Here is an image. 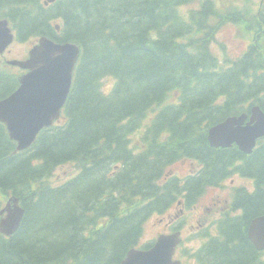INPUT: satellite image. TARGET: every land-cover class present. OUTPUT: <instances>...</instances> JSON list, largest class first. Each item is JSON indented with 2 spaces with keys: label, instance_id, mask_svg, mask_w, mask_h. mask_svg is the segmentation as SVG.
Listing matches in <instances>:
<instances>
[{
  "label": "trees",
  "instance_id": "trees-1",
  "mask_svg": "<svg viewBox=\"0 0 264 264\" xmlns=\"http://www.w3.org/2000/svg\"><path fill=\"white\" fill-rule=\"evenodd\" d=\"M43 1L0 0V19L20 42L47 36L82 53L60 121L32 147L17 152L0 123V213L12 196L25 210L14 236L0 234V264H121L153 214L181 198L196 202L235 172L254 179L256 191L237 197L243 215L220 224L208 264H264L247 234L264 214V139L250 156L208 140L227 118L255 105L264 111V2ZM229 25L249 38L248 49L220 58L215 44ZM22 73L0 58V101ZM185 158L202 165L198 177L168 179ZM65 165L76 175L55 184Z\"/></svg>",
  "mask_w": 264,
  "mask_h": 264
},
{
  "label": "water",
  "instance_id": "water-1",
  "mask_svg": "<svg viewBox=\"0 0 264 264\" xmlns=\"http://www.w3.org/2000/svg\"><path fill=\"white\" fill-rule=\"evenodd\" d=\"M56 0H45V5ZM14 35L7 20H0V54L13 43ZM80 48L71 43H56L43 37L32 48L26 60L8 63L28 71L20 78V87L8 98L0 101V121L7 126L17 150L28 149L39 133L51 127L60 118L62 108L70 94L73 75L80 57ZM248 116L230 118L212 128L209 140L212 147L227 148L238 145L246 154L252 153L257 139L264 137V113L259 107ZM0 232L12 236L19 229L25 210L17 197H12L1 214ZM249 238L257 249L264 250V215L256 218L249 229ZM180 234L163 235L147 250L129 251L121 264H180L173 260Z\"/></svg>",
  "mask_w": 264,
  "mask_h": 264
},
{
  "label": "rangeland",
  "instance_id": "rangeland-1",
  "mask_svg": "<svg viewBox=\"0 0 264 264\" xmlns=\"http://www.w3.org/2000/svg\"><path fill=\"white\" fill-rule=\"evenodd\" d=\"M188 9L189 8H185V11ZM246 39L248 38H242L240 36L239 32L233 25H229L225 27L219 33L218 42L215 44V51L220 58H224L225 53L222 52L220 49V45L224 44L225 47L227 48L228 54H230L232 57L234 56L236 57L244 51L246 44L249 42ZM35 42L36 40L34 38L32 39L29 38V40L25 42L16 41L9 48V50L4 54V58L8 60L10 59L24 60ZM247 49H248V46L246 47L245 51H247ZM113 83L114 81L112 79L105 80L104 90L109 92L113 86ZM186 165H190V164L187 163ZM186 165L185 164L176 165V167H174L173 173H175L176 175L180 177L185 176L190 171V167H187ZM76 172H77L76 169L72 165L61 166L54 172V176L52 180L54 181L55 184H61L67 181L68 179H70L71 177H73L76 174ZM237 179L241 180L240 178H237ZM225 194H226L225 192L216 193L215 191H211V190L207 191L204 195L205 197L203 196L199 200V202L196 204L197 208L194 211L188 212V215H190L189 223L196 225L197 217L200 216L201 212L204 213L205 208L208 205H210V203L213 204L215 200H218L221 202L225 201V198H226ZM169 214L170 213H165L164 215L153 214L146 221L145 226H144L143 238L141 240L139 248L143 247L147 243L153 242L156 239V237L158 238L160 236V233L161 234L166 233L167 226L164 223H165V220L166 222L168 221L167 218H169ZM186 231H188V234L191 233V229L189 228V226L188 228H186ZM193 244H196V243H193Z\"/></svg>",
  "mask_w": 264,
  "mask_h": 264
},
{
  "label": "flooded vegetation",
  "instance_id": "flooded-vegetation-1",
  "mask_svg": "<svg viewBox=\"0 0 264 264\" xmlns=\"http://www.w3.org/2000/svg\"><path fill=\"white\" fill-rule=\"evenodd\" d=\"M239 174H236V176H238ZM227 181L230 182L231 187L230 190L233 188H238V195L237 197L242 198L243 196L241 195V193L243 192L245 195H249L252 193L253 189H254V181L253 180H243L241 185H236L235 184V180L233 179H229V180H225L221 185L219 186H212L211 191H215L216 193H220V192H225L227 193V191L229 190V186L227 185ZM232 192L229 191L228 194V198H225V201L221 202L218 200H215L213 204L210 203V205H208L205 208V212L200 214L199 217H197V221H196V226L192 225L193 229H196L198 232H203V231H207V233H210L211 235H215L217 234L218 230H219V226H220V220H221V210L227 209L229 208V203H230V196H231ZM178 205H179V209H180V213L183 214L186 210V205L184 204V199L178 201ZM197 208V205L194 204L193 206H190V210L188 211H194ZM177 216V214H176ZM171 225V221H168V225L167 227L169 228V226ZM224 225H227V223H225ZM186 227V225H184V228ZM184 228L182 229L181 227H176L174 230L175 231H183ZM214 232L216 234H214ZM215 245H210V246H206L203 244H198L196 246V249H199L200 251H207L212 250L213 248H215ZM180 248L177 250V253L175 254L176 258H180V256L182 257V264H186V260H188V258H190V254H187V251H179ZM199 251V252H200ZM207 254H209V252L207 251L205 254L201 253L199 259L198 256L193 255V257L191 258L192 264H196L198 261L199 264H208V259H207ZM211 256V254H210ZM211 259V258H210ZM209 259V264L211 263ZM190 261V260H189Z\"/></svg>",
  "mask_w": 264,
  "mask_h": 264
}]
</instances>
